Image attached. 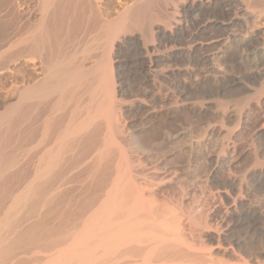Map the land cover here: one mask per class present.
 I'll return each instance as SVG.
<instances>
[{
	"label": "bare ground",
	"instance_id": "6f19581e",
	"mask_svg": "<svg viewBox=\"0 0 264 264\" xmlns=\"http://www.w3.org/2000/svg\"><path fill=\"white\" fill-rule=\"evenodd\" d=\"M103 1L0 0V264H264V0Z\"/></svg>",
	"mask_w": 264,
	"mask_h": 264
},
{
	"label": "rangeland",
	"instance_id": "374dc122",
	"mask_svg": "<svg viewBox=\"0 0 264 264\" xmlns=\"http://www.w3.org/2000/svg\"><path fill=\"white\" fill-rule=\"evenodd\" d=\"M20 2V1H22V0H17V2ZM107 1V2H106ZM112 1V2H111ZM113 1H114V3H113ZM127 0H124L123 2H126ZM33 5H32V7H35V6H37V2L36 1H33ZM103 4V6H106L107 5V7H111L110 9H113V11H116V10H118L119 9V7H117V4H116V1L115 0H104L103 2H102ZM106 3V4H105ZM128 3H130V1L128 2ZM36 4V5H35ZM110 4V5H109ZM114 6V7H113ZM116 9V10H115ZM25 11V10H24ZM23 11V12H24ZM111 15V17H115V14H110ZM122 60V63H124L125 64V66L124 67H122V74H123V76H124V78H126L125 80H126V83H127V81H128V83L129 84H133L134 82V84H136V83H138V79L136 80V77H134V73H135V69L134 68H131V67H133V66H130V59L126 56V55H122V58H121ZM134 69V70H133ZM137 81V82H136ZM202 90V92L205 90L206 91V89H201ZM201 90L199 89L198 91H200L201 92ZM238 90V89H237ZM196 92V94L198 93H200V92ZM239 91V90H238ZM238 91H236V89L234 90V89H230V90H227L226 92H227V94L225 95H219L217 98H216V96H215V98L217 99H215V98H213L212 100H214V102H218V101H220V99H221V101L222 100H224L225 99V101L227 100V101H229V100H231V99H234V98H238L239 96H241V95H239L240 94V92H238ZM200 93V95H198V97H203L202 96V94L203 93ZM239 93V94H238ZM204 94H205V92H204ZM224 96V97H223ZM195 97H196V99H195ZM192 99V100H191ZM197 99L199 100L200 98H197V95L195 96L194 95V99L192 98V97H190V100H191V102L193 101V100H195V101H197ZM127 101H129V100H127ZM200 101V100H199ZM193 119H195V120H193ZM189 118V120H183L182 121V125L184 124H186V126H182L181 127V125L179 124L177 127V131L178 130H180V128H181V130H184L185 128H186V131H187V128H189L190 126L192 127V128H190L189 129V131L191 130V131H194V127L196 126V118ZM185 121V123H183ZM193 122V123H192ZM177 123H180V122H173V124H177ZM188 123V124H187ZM169 124H170V122H169ZM190 124H193V126L192 125H190ZM184 127V128H183ZM163 130V129H162ZM188 131V132H189ZM248 131V129H245V130H242V132H243V135H241V137H242V139H243V137L245 138V140L249 137V134H250V130L248 131V134L246 133ZM244 132H245V134H244ZM167 132H166V130H163V133L161 132V134H159V136L161 135L162 137H157L156 138V140H154V142L152 141L151 142V140L150 139H147V138H145V137H143L142 138V145L144 146V147H146V145H147V147L146 148H149V149H151V151H152V153L154 152V154H156L157 155V153L156 152H158L159 153V151H160V153L161 154H158V155H160L159 157L160 158H155V160L156 159H167L168 157V155H169V153L167 152L168 151V146H170V144H171V142H172V139H170V138H172V137H170L169 139L167 138L169 135H168V133L166 134ZM163 134V135H162ZM174 134V133H173ZM165 135V136H164ZM193 137H194V135H197L196 133H194V132H192V134H191ZM248 135V136H247ZM247 136V137H246ZM164 137V138H163ZM244 140V139H243ZM242 140V141H243ZM145 141V142H144ZM157 142V143H156ZM146 143V144H145ZM151 143V144H150ZM153 143H154V145H153ZM149 145V146H148ZM151 145V146H150ZM167 152V153H166ZM162 153H163V156L164 157H161L162 156ZM168 154V155H167ZM158 155H157V157H158ZM156 157V156H155ZM168 160V159H167ZM179 160V158L178 159H173V160H171L170 162H171V165L172 166H175V167H178V165L180 164V163H182V161H178ZM153 161H154V159H153ZM177 161V162H176ZM174 163V164H173ZM182 165H184L183 163L182 164H180L179 166H182ZM245 166L247 167H245V169H244V167L241 169V173H243L244 172V170H246V169H249L250 168V166H251V164H245ZM248 166H249V168H248ZM204 168H202L201 167V171H196V174H195V176L197 175V176H199V177H201V176H203V174H201V173H203L204 172V170H203ZM199 173V174H198ZM200 174H201V176H200ZM200 191H201V189H199ZM198 190V192H200ZM171 192H173L172 190H171ZM174 193H176V192H174ZM260 194V195H259ZM257 195H259L260 196V198H261V196H262V194L261 193H257V194H255V197L257 198ZM259 196H258V198H259ZM258 198H257V200H258ZM259 198V199H260ZM258 233L256 234V232H254L255 233V235H257V236H255L254 235V237H255V241H258L260 238H262V239H260L259 241H261L262 240V242H259V243H261V244H263V245H261L262 246V248H263V250H264V237H263V235L264 234H260V232L259 231H257ZM253 233V232H252ZM253 233V234H254ZM260 234V235H259ZM37 235V234H36ZM36 235L34 236V237H36ZM260 236V237H259ZM262 236V237H261ZM257 237H258V239H257ZM31 247H33V246H31ZM23 256V255H22ZM26 256H28V258L29 257H31V254L30 255H26ZM30 259V258H29ZM31 260H29L28 261V264H33L34 262L33 261H31ZM25 264H27V263H25ZM34 264H36V263H34Z\"/></svg>",
	"mask_w": 264,
	"mask_h": 264
}]
</instances>
